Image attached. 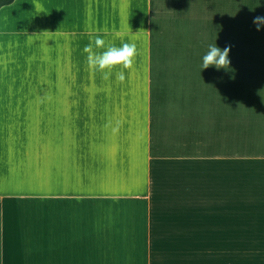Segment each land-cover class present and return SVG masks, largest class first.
I'll return each instance as SVG.
<instances>
[{
  "label": "crops",
  "instance_id": "obj_1",
  "mask_svg": "<svg viewBox=\"0 0 264 264\" xmlns=\"http://www.w3.org/2000/svg\"><path fill=\"white\" fill-rule=\"evenodd\" d=\"M254 16L264 0L0 6V264H264ZM97 36L135 43L132 67L89 69ZM215 43L227 70L202 67Z\"/></svg>",
  "mask_w": 264,
  "mask_h": 264
},
{
  "label": "clouds",
  "instance_id": "obj_2",
  "mask_svg": "<svg viewBox=\"0 0 264 264\" xmlns=\"http://www.w3.org/2000/svg\"><path fill=\"white\" fill-rule=\"evenodd\" d=\"M252 22L257 31L264 28V16H254ZM104 43V40L97 36L94 40V45L92 42L85 45L83 51L87 53L86 62L89 69L102 72L104 79H108L112 75L111 70L117 65H122L123 69H130L132 67L137 53L135 43H123L120 47L110 45L105 51L100 53L93 51L94 46L96 48H103ZM230 51L231 46H225L221 49L216 43L209 45L207 53L202 58L203 69L214 66L217 70H227L231 63L229 58ZM116 77L118 80L123 81V71L117 72ZM113 131H116V129H113Z\"/></svg>",
  "mask_w": 264,
  "mask_h": 264
},
{
  "label": "rangeland",
  "instance_id": "obj_3",
  "mask_svg": "<svg viewBox=\"0 0 264 264\" xmlns=\"http://www.w3.org/2000/svg\"><path fill=\"white\" fill-rule=\"evenodd\" d=\"M252 248H256L253 246V243H251V242H245L244 243L245 253H249Z\"/></svg>",
  "mask_w": 264,
  "mask_h": 264
},
{
  "label": "trees",
  "instance_id": "obj_4",
  "mask_svg": "<svg viewBox=\"0 0 264 264\" xmlns=\"http://www.w3.org/2000/svg\"><path fill=\"white\" fill-rule=\"evenodd\" d=\"M13 0H0V6L5 5V4H9L11 3Z\"/></svg>",
  "mask_w": 264,
  "mask_h": 264
}]
</instances>
